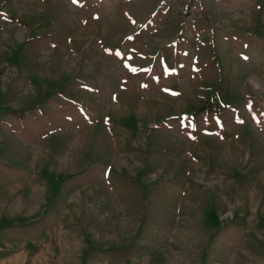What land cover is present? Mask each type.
<instances>
[{"label":"rangeland","instance_id":"obj_1","mask_svg":"<svg viewBox=\"0 0 264 264\" xmlns=\"http://www.w3.org/2000/svg\"><path fill=\"white\" fill-rule=\"evenodd\" d=\"M0 264H264V0H0Z\"/></svg>","mask_w":264,"mask_h":264},{"label":"crops","instance_id":"obj_2","mask_svg":"<svg viewBox=\"0 0 264 264\" xmlns=\"http://www.w3.org/2000/svg\"><path fill=\"white\" fill-rule=\"evenodd\" d=\"M6 128H10V127H6ZM10 129H12V127L10 128ZM58 131V132H57ZM57 131H54V132H57V133H60V135H66L67 133H65L64 131H62V130H57ZM72 172V171H71ZM74 172V171H73ZM45 217H47V216H45ZM43 218V214H41L40 216H39V213H38V215L34 218V219H32L30 222V227L32 228V230L33 231H35V232H37V231H39L38 230V227L40 226V225H38L39 223H41V225H43V224H49V223H51L52 221H51V219L50 218H46V219H44V221H41V219ZM9 224V223H8ZM8 224H6V225H8ZM25 224V223H24ZM24 224L23 223H21L20 225H23L24 226ZM22 228V227H21ZM41 230H42V227H41ZM40 230V231H41Z\"/></svg>","mask_w":264,"mask_h":264},{"label":"snow or ice","instance_id":"obj_3","mask_svg":"<svg viewBox=\"0 0 264 264\" xmlns=\"http://www.w3.org/2000/svg\"><path fill=\"white\" fill-rule=\"evenodd\" d=\"M129 39H131V37H130ZM185 54H186V53H185ZM117 55H122V54L118 52ZM245 59H247V57H245ZM132 71L135 72V71H137V69L133 68ZM145 71H150V69H145ZM172 71H175V70L173 69ZM248 107L251 108V105H248ZM216 120H217V123H218L220 126H222V121H220V119H219L218 117L216 118ZM237 122L242 123L243 121H240L239 118H237ZM194 126H195V125L193 124V127H194Z\"/></svg>","mask_w":264,"mask_h":264}]
</instances>
